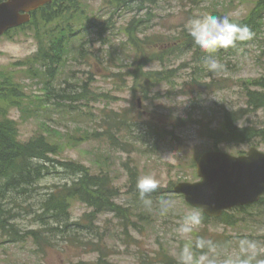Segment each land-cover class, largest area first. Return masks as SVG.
I'll return each mask as SVG.
<instances>
[{
	"label": "rangeland",
	"instance_id": "374dc122",
	"mask_svg": "<svg viewBox=\"0 0 264 264\" xmlns=\"http://www.w3.org/2000/svg\"><path fill=\"white\" fill-rule=\"evenodd\" d=\"M78 1L84 8L83 17L86 20L84 19L83 24L102 25L103 21L111 19L113 26L111 24L110 30L107 29L108 32L103 33L101 38L109 44L103 45L91 29L83 31L76 39L71 40L64 71L56 76L54 82H50L45 78L30 79L26 74L27 66L23 67L21 63L30 61L40 48V36L35 32L34 25L35 29H48L56 21L42 27L41 22L37 21L33 26L7 33L6 37L0 39V72L11 74L13 81L21 85L30 110L22 113L17 109H10L8 116L17 122L21 141L41 134L52 142H58L62 146V152L56 157L51 156L56 161L77 162L88 167L91 172H99L101 169L105 171L111 166L110 174L121 192L118 203L123 204L126 209L129 206L124 201H128L129 197L124 194L123 188L127 184V171L122 166L124 162L135 166L140 177L154 175L160 181V188L166 191L155 199L156 203L143 216L142 222H138L137 218L133 219L142 226V233L133 229L124 231L120 219L114 218L110 213L101 214L97 215L93 225L86 224L93 232L85 227L76 229L74 234L77 239L73 238L70 243H66L65 232L59 231L49 234L48 238L52 239L50 247L45 246L44 242L36 246L31 240L10 244L7 238L0 237V264H91L97 260L98 254L92 253L90 247L84 248L87 240L95 242V245L105 246L104 254L111 264H162L156 263L157 251L169 253L173 261L179 264L181 249L185 245L189 246L194 240V234L205 228L200 226L188 237L177 233L176 229L183 216L194 208L184 203L183 198L172 193L171 189L179 182L198 181L195 164L199 155L204 152L217 150L233 156L245 155L249 147L254 146L264 153L263 139H257L253 145L222 144L214 149L204 132L209 128H216L224 111L245 107L242 83L264 77V14L259 35L248 39L247 43L220 49L215 54L223 65L218 72L209 71L204 63L206 53L202 49L181 54L177 52L166 59L163 66L148 62L145 70H169L172 76L167 83H161L145 94L136 92L130 77H127V73L134 68L133 53L129 51L124 28L134 17L139 23L133 29L134 34L137 29L143 31L138 35L139 38L161 36L167 39L163 49L149 50L157 54L170 50L171 38L179 35L180 31L189 33V21L193 18L205 14L220 17L224 14L232 20L240 21L248 14L255 1L154 0L149 7L133 13L126 9L111 11L107 6L104 7V0ZM46 17L47 14L43 18ZM65 20L64 15L58 21L63 26ZM113 53L115 55L110 59ZM89 73L92 74L90 81L87 79L90 77ZM113 73L119 76L113 79L105 77ZM82 82L86 83L88 90L98 95L107 94L109 102H75L71 104L75 112H68L67 107L56 106V102L60 103L61 100L54 98L48 102L54 104L45 106L44 110L33 108L38 100L46 99V88L50 89L52 96L63 87H71L77 93ZM103 108H106V112L109 109L128 110L136 116L139 112L143 119L157 122L168 136L163 141H157L158 145L153 141L148 145L132 143L124 149L129 148L131 153L128 154L94 138L82 142L80 137L84 132L96 129L97 132L101 131L98 111ZM80 109H83L84 115L80 114ZM239 126L264 127V109L244 116ZM49 172L51 173L37 183L34 193L25 198L16 197V204L19 206L13 205L12 210L18 214L15 223L22 231L41 229L38 223L33 222V214L22 209L28 206L37 209L38 200L53 185L70 184L76 178L59 164L50 166ZM161 199L175 200L176 205L167 214H161ZM86 212L90 210L74 204L71 220L79 221ZM228 214L238 221L234 226L213 223L208 227V231L220 241L215 253L218 259L245 258L246 254L240 250V241L251 240L261 249L252 264L264 260V204L248 207L244 213L229 211Z\"/></svg>",
	"mask_w": 264,
	"mask_h": 264
},
{
	"label": "trees",
	"instance_id": "16d2710c",
	"mask_svg": "<svg viewBox=\"0 0 264 264\" xmlns=\"http://www.w3.org/2000/svg\"><path fill=\"white\" fill-rule=\"evenodd\" d=\"M254 1L255 3L243 19H240V21L230 19L233 23L248 27L251 33L249 39L260 34L264 14V0ZM103 2L104 7L107 6L111 11L126 9L128 12L133 13L134 11L149 7L148 5H152L154 0H104ZM70 9L72 14L71 21H73V36H71L72 32H70L71 27L69 23L64 24L63 31L60 27L56 26V24H59V18L65 15V10H62L61 14L59 10L55 11L56 14H52L46 20L48 23L56 21V24L51 28L36 29L35 32H38L40 36L38 40L40 43L39 52L30 61L21 63L23 67L27 66L26 74L30 79L45 78L50 82H54L56 76L61 75L64 71L67 60L66 55L70 45L68 41L72 37L76 39L82 33L80 27H84L83 23L86 20L83 17L84 8H82L78 0H71ZM224 16L226 15H220V17ZM111 24L113 26L111 19L105 20L99 26L93 23L89 24L92 32L95 31L93 32L94 36L99 41H102L103 45L109 44L101 38L103 33L108 32L107 29L110 30ZM138 26L139 23L134 17L124 28L129 51L133 53L132 65L134 68L131 72L127 73V77H130L132 87L135 88L136 92L147 94L161 83H167L172 76L169 70H161L160 72L145 70L148 62L160 63L163 66L166 59H169L177 52L181 54L182 52H193L201 48L195 44L189 33L182 30L179 32V35L171 38L170 50L156 51L157 54L152 53L149 51L151 48L159 50V48L165 45L164 42H168L167 39L161 36H144L139 38L138 35L143 31L137 29V33L134 34L133 30L134 27ZM247 40L237 41L236 45L247 43ZM89 42L90 40H88ZM114 55V53L110 55V59ZM80 56L83 57L84 55L80 54ZM85 61L88 64V61ZM89 75L90 77L87 79L90 81L92 74L89 73ZM117 76L119 74L105 75V77L111 79ZM242 84L246 98V108L224 111L221 122L216 128H209L204 131L207 140L211 141L214 148L222 144L253 145V142H256L257 139L264 140V127L239 126L244 120V116L264 109V77ZM46 92L48 94L46 99L38 100L35 106L32 105L34 109L44 110L45 106L54 104V102L48 103L54 98L61 100L60 103L56 102V106L63 105L67 107L68 112H75L74 107H71L75 102H109L107 94L102 93L98 95L96 92L88 90L85 82L79 84V92L77 91V93L71 87L69 89L66 87L61 88L53 96L50 89L46 88ZM50 96L52 97L50 98ZM26 101L27 96L23 92L21 85L13 81L11 74L0 72V237L7 238L10 244L25 243L27 240H31L36 246H40L44 242L46 243L45 246L50 247L49 243L52 242V239L48 238L49 234L59 231L65 232L64 234L67 236L66 243H70L73 238L77 239L74 234L76 229L79 230L85 227L89 231H92L90 227H86V224L93 225L97 215L107 213L112 214L118 220L120 219L124 231L133 229L140 233L142 226L139 223L136 224L133 219L137 218L138 222H142L143 216L156 203L155 199L164 194L166 189L162 190V188H159L156 192L151 193L152 206H145L136 190V182L140 177L139 171L135 166L127 165L128 162H124L122 166L127 171V184L123 188L125 189L124 194H127L129 197L128 201H124V203L127 202L129 207L127 209L124 208L123 204L118 203L121 192L110 174L111 166L107 167L105 171L101 169L99 172H91L88 167L77 162L56 161L51 156L56 157L61 154L62 146L58 142L50 141L41 134H36L27 141L20 140L18 124L8 114L10 109H17L22 113L25 110L30 111ZM63 102L66 104H63ZM98 113L99 124L102 125L101 131L97 132L96 129L92 132H84L80 137L82 142H88L94 138L102 143L106 142L109 147H117L121 151H124L123 153L128 154L131 153L129 148L127 150L124 149L132 143L136 145H148L153 141L158 145L157 141H163L168 136L166 130L161 128L157 122L153 119L150 121L143 119L139 112L136 116L128 110L114 111L109 109L106 112V108H103ZM80 114L84 115L83 109H80ZM54 164H59L67 173L73 174L76 178L70 184L53 185L38 200L37 209H32L30 206L22 209L27 213L33 214V222L41 226V229L38 231L30 229L22 231L17 223H15L18 214L12 210L13 205L19 206V204H16V197L25 198L29 194L34 193L36 187H38L37 183L51 173L49 172L50 166L52 167ZM260 200V204H264V199ZM74 204H80L88 208L90 212L84 213L79 221H73L71 220V211ZM10 205L12 206L10 207ZM244 210L246 208L236 209V211L243 213ZM201 216L202 223L200 226H204L205 229L194 234V240L192 239L190 247H194L197 237H204L213 240L218 248L220 241L208 231V227L213 223L234 226L238 222L226 212L219 219L213 220L204 214H201ZM95 244V242H91L90 240L84 242V248L90 247L92 253L98 254L97 260L91 264H111L110 262L108 263L107 255L104 254L105 246ZM157 252L156 263L176 264L169 253L164 251Z\"/></svg>",
	"mask_w": 264,
	"mask_h": 264
},
{
	"label": "water",
	"instance_id": "95a60500",
	"mask_svg": "<svg viewBox=\"0 0 264 264\" xmlns=\"http://www.w3.org/2000/svg\"><path fill=\"white\" fill-rule=\"evenodd\" d=\"M51 0H6L0 4V35L28 21V12ZM24 13L25 15L21 14ZM200 182L178 183L175 194L209 218L259 201L264 195V153L251 147L246 156L218 151L202 153L196 164Z\"/></svg>",
	"mask_w": 264,
	"mask_h": 264
},
{
	"label": "clouds",
	"instance_id": "9594fccd",
	"mask_svg": "<svg viewBox=\"0 0 264 264\" xmlns=\"http://www.w3.org/2000/svg\"><path fill=\"white\" fill-rule=\"evenodd\" d=\"M4 2L6 0H0V3ZM188 30L195 44L206 53L204 63L212 72H218L223 67L215 55L220 49L235 47L237 41L251 37L246 25L233 23L228 16L219 17L211 14L190 20ZM160 187V181L151 174L139 177L136 182L139 198L147 207H151L153 203L150 194L156 192ZM175 205V200L161 199V214H167ZM201 223V211L189 210L179 222L176 231L182 237H188L200 227ZM216 249L217 245L213 240L197 237L194 247L185 245L181 249L179 264H252L258 252L261 251L255 241L241 240L240 250L246 254L245 258L226 257L220 260L215 254ZM257 264H264V260H259Z\"/></svg>",
	"mask_w": 264,
	"mask_h": 264
},
{
	"label": "flooded vegetation",
	"instance_id": "af4514ba",
	"mask_svg": "<svg viewBox=\"0 0 264 264\" xmlns=\"http://www.w3.org/2000/svg\"><path fill=\"white\" fill-rule=\"evenodd\" d=\"M64 2V9L67 10L68 6H69V0H63ZM61 5V0L56 1V2H52L50 5H44V6H40V8L36 9L35 11H32L29 13V22L27 25H23V26H19L17 27V29H25L27 28L30 24L29 23H35V22H41L44 18V14L46 13V9H53L56 10V7H60ZM60 12L62 11V9H59ZM16 29V30H17Z\"/></svg>",
	"mask_w": 264,
	"mask_h": 264
}]
</instances>
